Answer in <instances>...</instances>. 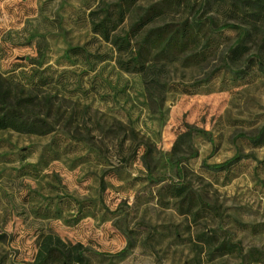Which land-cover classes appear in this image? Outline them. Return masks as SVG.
<instances>
[{"label": "rangeland", "instance_id": "374dc122", "mask_svg": "<svg viewBox=\"0 0 264 264\" xmlns=\"http://www.w3.org/2000/svg\"><path fill=\"white\" fill-rule=\"evenodd\" d=\"M117 2L0 0V83L33 96L30 121L52 129L0 130V264H34L48 235L82 244L89 264H264V143L251 142L264 128V75L221 69L249 27L220 2L185 0L148 29L201 11L210 58H151L131 74L93 31ZM246 45L264 58V32ZM238 155L253 158L205 168ZM63 263L54 253L44 264Z\"/></svg>", "mask_w": 264, "mask_h": 264}, {"label": "trees", "instance_id": "16d2710c", "mask_svg": "<svg viewBox=\"0 0 264 264\" xmlns=\"http://www.w3.org/2000/svg\"><path fill=\"white\" fill-rule=\"evenodd\" d=\"M143 1L145 0H118L116 4L104 9L103 19L93 27L94 33L108 42L119 54L118 66L121 70L131 74H146L151 58L174 62L179 57L190 54L189 57L195 59L196 64L206 62L210 58L215 42L213 36L206 30L208 23L202 17L201 11L195 13L192 18L148 29L164 17L166 9L180 7L185 0H162L152 4L128 33L124 36L115 35L114 32L124 24L127 15L135 11ZM215 1L229 8L235 18L249 27L242 31L239 42L230 48L225 66L221 69L239 79L246 78L253 71L264 75V58L260 55L261 50L257 49V53L251 55V49L246 45V42L252 40L259 31L264 32V0ZM208 20L210 24H214L213 18ZM34 105L33 96L25 97L23 93L6 89L0 83V130L49 134L52 129L45 121H30L28 116L32 113ZM251 142L255 145L264 143V128L257 137L251 139ZM250 158L253 156L238 155L221 164L205 165V168L214 173H229L243 160ZM169 190L170 194L177 198L185 192L184 188L177 185L170 187ZM1 238L3 237L0 235ZM235 247L240 246L231 243L223 245V249L226 250H232ZM86 251L82 244L68 245L60 237L48 235L40 247L34 264L46 263L54 253H59L64 258L63 264H89L90 261L85 255Z\"/></svg>", "mask_w": 264, "mask_h": 264}]
</instances>
